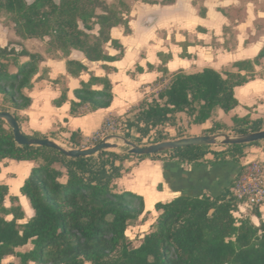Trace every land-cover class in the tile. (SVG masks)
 <instances>
[{"label": "trees", "instance_id": "1", "mask_svg": "<svg viewBox=\"0 0 264 264\" xmlns=\"http://www.w3.org/2000/svg\"><path fill=\"white\" fill-rule=\"evenodd\" d=\"M171 2L174 0L162 1ZM0 9L17 16L16 32L20 36H49V44L56 48H47L48 54L56 56L58 49L67 53L75 48L91 61L113 59L105 53L104 45L111 41L113 27L127 23L123 13L101 0H60L58 3L0 0ZM112 44L118 46L115 40ZM263 56L264 50L254 62ZM23 57L27 59L21 60ZM43 60L40 53L24 47H0V110L13 113L19 123L18 112L32 103L25 90L32 88ZM67 65L72 74L86 69L82 63L72 60ZM237 65L240 70L254 72L252 61ZM252 77L253 74L240 72L222 74L212 68L196 73L178 72L156 96L144 98L133 116L124 120L123 135L127 139H148V143L180 137L185 133L178 126V114L186 113L190 122L203 124L217 108L228 112L238 105L235 88ZM96 82H101L103 89H92ZM74 95L73 113L84 106L92 111L107 108L113 100L110 81L94 76L76 88ZM168 127L175 128L176 133L166 130ZM225 127L226 124L215 121L205 134L220 133ZM262 129L264 116L233 117V134ZM26 135L47 137L41 132ZM83 140L80 133L73 132L68 143L82 148L85 147ZM261 142L229 145L221 150L191 145L146 156L102 150L89 157L73 158L46 146L19 145L12 129L0 119V163L7 159L37 162L21 187L34 211L26 223H18L24 217V210L17 197H10V208L5 206L9 188L0 182V264L6 256L14 254L20 256L19 264H264V222L256 226L241 221L238 225L232 213L238 204L230 188L217 197L181 195L169 202L157 203L156 222L138 246L128 238L127 229L146 213L144 197L115 190V181L124 168L122 163L130 157L187 164L206 160L210 163L239 161L247 155L248 147ZM208 154L213 157L207 159ZM253 212L259 216L258 207ZM8 215H13V219H7ZM30 242L32 249L16 252Z\"/></svg>", "mask_w": 264, "mask_h": 264}, {"label": "crops", "instance_id": "2", "mask_svg": "<svg viewBox=\"0 0 264 264\" xmlns=\"http://www.w3.org/2000/svg\"><path fill=\"white\" fill-rule=\"evenodd\" d=\"M162 1L149 3L139 0L129 12L123 13L127 25L113 27L111 41L104 45L105 53L113 59L91 61L75 48H70L67 53L58 49L56 56L48 54L47 50L35 51L44 60L32 88L25 90L32 99L31 105L18 112L22 131L26 134L41 132L48 138L65 142L73 132H78L89 140L96 136L108 118L122 120L125 116L131 117L134 109L148 97V90L160 81L168 83L178 72L196 73L205 68L222 74L240 72L248 75L251 71L237 67L238 63L245 61L253 62L254 77L235 88L238 105L228 112L217 108L203 124L189 122V134L180 126L184 123H180V117L184 119L187 114L180 113L178 126L185 134L170 139L208 135L205 131L212 127L213 122L233 125L234 116L263 117L264 56L257 63L254 61L264 50V0H174L166 4ZM4 29L0 24V30ZM112 40L118 46L113 45ZM70 60L82 63L86 69L78 74L70 73L67 65ZM93 76L110 81L113 93L111 105L93 111L84 106L73 113L74 90L88 83ZM92 89L101 90L103 85L96 82ZM63 95L65 99H62ZM188 119L190 121V117ZM166 130L176 133L172 127ZM246 153L239 161L228 159L210 163L206 160L197 164L130 157L122 163L124 168L115 181V190L143 196L146 212L156 211L158 217L159 211L155 206L159 202L166 203L181 195L217 197L228 188L231 191L232 183L245 162L264 159V145L250 146ZM212 157L211 154L206 156L207 159ZM36 164L35 161L10 159L0 163V175L9 171L13 173L12 180L19 182L16 190L13 188L14 181L0 178V182L9 188L5 206L11 207L10 197L14 196L24 210L19 224L26 223L34 214L21 187ZM249 211L242 206L236 214L244 216ZM258 211L259 216H254L260 225L264 222V204ZM7 219H13V215H8Z\"/></svg>", "mask_w": 264, "mask_h": 264}, {"label": "rangeland", "instance_id": "3", "mask_svg": "<svg viewBox=\"0 0 264 264\" xmlns=\"http://www.w3.org/2000/svg\"><path fill=\"white\" fill-rule=\"evenodd\" d=\"M29 3H32L34 0H27ZM57 3L60 0H54ZM106 2L107 4H109L113 10L119 12V13H126L129 12L131 9V6L138 3L139 0H101ZM141 2H147V1H162V0H140ZM98 11L100 12V10L98 9ZM17 16L15 14L12 13H8L6 12L4 9H0V24H2L4 26V30H0V47H6V46H10V47H15V48H28L31 50V52H35L37 50H47V48H56L53 45L49 44L50 43V37L49 36H44V37H30V38H24L22 36H20L16 30H17ZM80 26L82 27L83 24L82 22H80ZM98 27L95 28L94 33L97 32ZM4 39V40H3ZM27 58H22L21 60H26ZM249 65H246L245 68H248ZM238 68H240V66H237ZM253 73H248V75L252 76ZM254 76V74H253ZM167 85L166 81H160L158 84H156L155 86H152L149 90L148 93L146 95H148V98H151L155 92H159L161 89H163L165 86ZM156 90V91H154ZM2 102V98L0 97V103ZM137 108L134 109L133 112H135ZM133 116V115H132ZM131 116V117H132ZM128 118L127 116L124 117V119L121 120V124H120V130L118 131V135L124 136V120ZM119 119V118H116ZM120 120V119H119ZM180 123H182L184 121V123H182L180 126L184 127L187 130V133L189 134L191 131L189 129H191V127L189 126V119L187 116L184 117H180ZM233 125H229L224 128V132H220V133H226L229 135H234L233 133H231V129H232ZM173 133H175L173 131ZM154 136V133H153ZM103 140V139H102ZM100 138L96 141L95 139H89L86 140L84 139V145L85 147L82 148H87V147H93L97 144H99L102 141ZM130 140H133L135 143L139 144V145H148L151 143H148L149 140L148 139H144L143 141L140 140L138 137H133ZM58 143L64 145L67 148H74L72 147L68 142H65L63 140H57ZM110 142L112 143H118L119 146L116 148H111L108 149V152H116V153H127L128 150V146H126L121 140H116V139H112ZM261 146L264 145V141H262L260 143ZM224 146H213V148L215 150H221ZM81 148V147H79ZM13 173H10L9 171H4L1 173L0 178L2 179H6L5 181L10 182V179L14 185V189H18V183L15 180H12L13 177L11 176ZM18 175V173H17ZM12 177V178H11ZM28 216L29 213H28ZM157 217V213L156 211H153L152 213L146 212L143 214V216L137 221L132 223L128 229H127V236L128 238L132 241V244L134 246H138L143 238V234H146L148 232H150L152 230L153 225H151L152 222H156V218ZM234 217L237 220V224L239 225L241 221H246V222H251L254 225L258 226L259 222L258 220L255 221V216L253 213V210L249 211L248 214L246 215H240V214H236L234 215ZM151 226V229H150ZM261 234V233H259ZM33 244L32 243H28L26 246L17 248L18 253H23L26 251H29L30 249H32ZM21 262V258L18 254H14V255H10V256H6L3 260H2V264H19ZM33 264V263H30Z\"/></svg>", "mask_w": 264, "mask_h": 264}, {"label": "water", "instance_id": "4", "mask_svg": "<svg viewBox=\"0 0 264 264\" xmlns=\"http://www.w3.org/2000/svg\"><path fill=\"white\" fill-rule=\"evenodd\" d=\"M0 119H3L8 126L12 129L14 139L19 145H30V146H46L54 148L58 151L63 152L68 157L80 158L89 157L95 155L102 150L108 151V149L116 148L119 146L118 143L110 142L112 139L121 140L126 146H128L127 153L137 156H146L165 153L177 148L191 146V145H208V146H229V145H243L251 144L254 142L264 141V129L248 132L243 134L229 135L226 133L198 135L190 137H181L177 139H168L157 143H151L148 145H139L133 140L127 139L124 136L113 134L104 138L99 144L93 147L87 148H67L64 145L58 143L56 140L51 138H33L27 136L21 129V126L10 111L0 110ZM256 217V216H255ZM258 218H255V221Z\"/></svg>", "mask_w": 264, "mask_h": 264}, {"label": "built area", "instance_id": "5", "mask_svg": "<svg viewBox=\"0 0 264 264\" xmlns=\"http://www.w3.org/2000/svg\"><path fill=\"white\" fill-rule=\"evenodd\" d=\"M120 122L119 119L108 118L93 139L102 140L109 135L117 134ZM231 195L236 200L238 209L243 206L254 210L264 204V159L247 161L242 165L231 187ZM236 212L237 210H233V215Z\"/></svg>", "mask_w": 264, "mask_h": 264}]
</instances>
